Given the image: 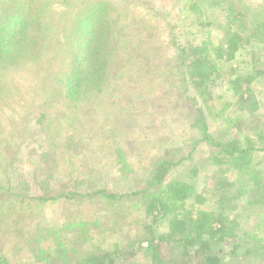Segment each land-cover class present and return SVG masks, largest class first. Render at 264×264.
Returning <instances> with one entry per match:
<instances>
[{
	"label": "trees",
	"instance_id": "16d2710c",
	"mask_svg": "<svg viewBox=\"0 0 264 264\" xmlns=\"http://www.w3.org/2000/svg\"><path fill=\"white\" fill-rule=\"evenodd\" d=\"M83 1L39 44L38 37L25 42L50 0H0V95L16 66L41 77L20 115L0 121V237L20 234L28 213L61 202L92 213L70 217L45 245L35 227L39 264H222L226 244L238 259L264 256V218L252 230L242 225V212L264 213L256 155L264 153V117L252 88L264 66L254 52L256 68L229 69L230 99L214 93L222 67L240 49L264 48V4L247 15L240 0H185L201 28L211 14L209 25L221 35L182 44L167 24L173 55L165 56L128 0ZM140 3L162 16L161 8ZM250 130L258 142L242 144L239 134ZM187 131L189 149L176 141ZM201 146L236 178L217 169L212 188L198 192L175 177ZM197 173L190 169L191 177ZM1 246L0 264H25Z\"/></svg>",
	"mask_w": 264,
	"mask_h": 264
},
{
	"label": "rangeland",
	"instance_id": "374dc122",
	"mask_svg": "<svg viewBox=\"0 0 264 264\" xmlns=\"http://www.w3.org/2000/svg\"><path fill=\"white\" fill-rule=\"evenodd\" d=\"M140 1H148L149 4L154 6V8H161L162 16H152L149 11L141 5ZM140 1L128 0L125 3L142 23H145L147 27L154 29V40L157 45L163 49V54L165 56L173 55L170 37L166 30L167 24L173 25L174 36L176 40L182 44H198L207 36H210L212 40H216L221 35L220 27H217L216 25H209V23L214 19L211 14L205 15L203 20L205 26L204 28H201L198 23L199 21L187 10L184 5L185 0H177L174 2L172 0ZM240 1L242 2V6L244 8H249V10H246L248 12L247 15L251 12H256L257 9L264 4V0ZM83 2V0H50L47 11L48 15L39 19L41 23L37 25L36 29H32L29 32L25 43H29L31 39H37V37L40 38L38 43L43 38L50 39L51 35L49 31H51V28L59 24L62 25L66 20L72 17L82 6ZM51 50L53 52L52 59L50 60L48 57L50 55H47L45 60H50L51 69L53 71H57L58 62L55 59V55L58 50L55 45L51 46ZM252 53L258 58L257 60L261 65V69H259L262 70V66H264V48L259 45L245 46L236 53L235 59L222 67L221 73L223 78L214 88L216 96L222 97L223 100L230 99L231 94L227 84V80L231 77L229 73L230 68H236L238 71L247 73L254 67L256 68V65L258 66L256 61L252 62L251 60ZM23 56V52H21L18 59L23 58ZM39 78L41 77L37 78L35 75L30 73V69L28 70L22 64L21 66H16V68L12 69V71L6 75L3 81L5 84V91L2 95H0V121L2 120L5 123H8L7 121L10 118H17L20 115V109L24 106V102L28 101L31 97V93L34 88L33 83L38 82V80H40ZM252 88L260 105L259 111L262 117H264V73L260 76V78L256 79L252 83ZM242 133V135L239 134V139L242 144H252L258 142L256 140L257 137L255 136L254 130H250L248 132L246 131L245 134L244 132ZM189 134L190 133L187 131L182 134V136L176 138V141L180 144V146H184L185 149H189V143L192 142L187 141V138L192 136H189ZM256 155L259 160H262L261 167L264 168V153L259 152ZM193 167H196L198 173L196 176L191 177L190 169ZM217 169H223L222 178H226L227 180H234L236 178L233 176L231 170L230 172H227V170H229L227 165H223V168H219L212 164L209 160V154L206 148L201 146L198 151L193 154V159L187 162L185 166H182V168L176 170V172H174V176L192 183L199 192L203 188H212L211 186H213V183L215 182L212 178V174L216 172ZM209 203L211 206L213 205V202L210 201ZM244 212V214L242 212V225L245 228H250L251 230L253 227L257 226V221L260 216L264 218V213L259 212L258 209L255 211L249 210ZM91 213V208L85 207V205H67L61 202L54 205H46L40 209L39 212L34 211V215L28 213L29 221L23 223V229L20 231V234H14L13 237H11L10 234L9 236H5V238L0 237L1 247L8 250L10 253H15L14 259H16L17 263L25 262V264H39L33 259L37 250L35 242L30 239V237L33 236L35 227L38 228L39 235H42L40 242H42V245H45L46 242L51 239V232L58 227L67 225L70 217L75 216L89 219L88 216L91 215ZM100 215L101 213L97 214L98 217ZM7 230L11 231V229ZM164 230L165 227L163 226L159 229L161 232H164ZM127 231H129L127 233L128 235L132 232L131 229L126 230V232ZM261 231L262 232H260L259 235L264 236V231ZM109 234L116 237L115 233L109 232ZM110 235H108L107 238H110ZM231 248L232 245L229 244L224 246L225 253L222 258V264H264V256L262 255L253 254L238 259V257L236 258L230 255ZM242 252L243 249H240L239 254H242Z\"/></svg>",
	"mask_w": 264,
	"mask_h": 264
}]
</instances>
